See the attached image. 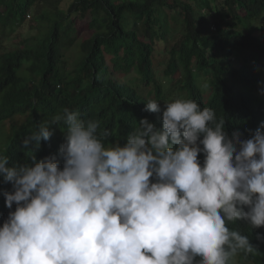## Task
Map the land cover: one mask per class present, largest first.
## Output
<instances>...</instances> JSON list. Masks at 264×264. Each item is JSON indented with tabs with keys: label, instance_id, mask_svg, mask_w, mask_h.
Masks as SVG:
<instances>
[{
	"label": "clouds",
	"instance_id": "9594fccd",
	"mask_svg": "<svg viewBox=\"0 0 264 264\" xmlns=\"http://www.w3.org/2000/svg\"><path fill=\"white\" fill-rule=\"evenodd\" d=\"M144 110L161 113L162 128L142 118L123 144L65 107L22 140L28 163L8 167L0 153L12 185L0 264H231L260 254L228 225L264 227V118L244 139L192 99L163 108L149 99ZM51 125L63 132L62 166L34 155Z\"/></svg>",
	"mask_w": 264,
	"mask_h": 264
},
{
	"label": "trees",
	"instance_id": "16d2710c",
	"mask_svg": "<svg viewBox=\"0 0 264 264\" xmlns=\"http://www.w3.org/2000/svg\"><path fill=\"white\" fill-rule=\"evenodd\" d=\"M28 17L36 31L17 34ZM177 98L213 109L229 137H251L264 118V0H0L6 166L28 163L22 140L65 107L99 119L109 142L123 144L142 118L162 128L161 113L144 110L149 99L163 108ZM50 131L34 155H55L62 166L63 132ZM6 191L12 185L0 177V225L10 211ZM228 227L260 252L231 264H264V227L243 220Z\"/></svg>",
	"mask_w": 264,
	"mask_h": 264
},
{
	"label": "rangeland",
	"instance_id": "374dc122",
	"mask_svg": "<svg viewBox=\"0 0 264 264\" xmlns=\"http://www.w3.org/2000/svg\"><path fill=\"white\" fill-rule=\"evenodd\" d=\"M30 19L31 18H29V17L27 18L26 25L20 27V29L18 30L17 34H22V36H26V35L32 34V33H34L36 31V24H34V25L31 24V26H29L30 25V22H31ZM172 22H173L172 23L173 29L178 30L181 22L180 21H177V18H175L174 21H172ZM241 57H242V55H240L239 58H241ZM177 76H179L178 73H176L174 75V77H177Z\"/></svg>",
	"mask_w": 264,
	"mask_h": 264
}]
</instances>
